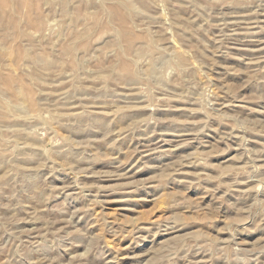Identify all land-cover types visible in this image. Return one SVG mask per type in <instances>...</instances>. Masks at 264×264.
I'll return each mask as SVG.
<instances>
[{
	"label": "rangeland",
	"instance_id": "rangeland-1",
	"mask_svg": "<svg viewBox=\"0 0 264 264\" xmlns=\"http://www.w3.org/2000/svg\"><path fill=\"white\" fill-rule=\"evenodd\" d=\"M0 264H264V0H0Z\"/></svg>",
	"mask_w": 264,
	"mask_h": 264
}]
</instances>
